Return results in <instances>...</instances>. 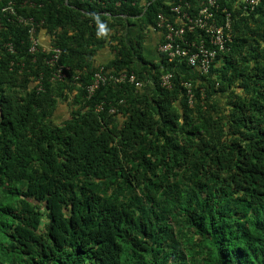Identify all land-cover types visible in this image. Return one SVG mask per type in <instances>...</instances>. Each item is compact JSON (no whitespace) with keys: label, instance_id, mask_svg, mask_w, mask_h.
Segmentation results:
<instances>
[{"label":"trees","instance_id":"1","mask_svg":"<svg viewBox=\"0 0 264 264\" xmlns=\"http://www.w3.org/2000/svg\"><path fill=\"white\" fill-rule=\"evenodd\" d=\"M205 1L41 0L28 13L71 70L61 84L44 76L41 91L43 55L32 63L26 31L0 22V264H264V1L233 12L232 41L206 77L170 70L164 89L140 54L166 3L193 13ZM106 46V70L143 80L155 69L152 87L107 84L87 99Z\"/></svg>","mask_w":264,"mask_h":264},{"label":"built area","instance_id":"2","mask_svg":"<svg viewBox=\"0 0 264 264\" xmlns=\"http://www.w3.org/2000/svg\"><path fill=\"white\" fill-rule=\"evenodd\" d=\"M89 4H98L102 8L109 0H82ZM264 0H207L198 9H193L188 3H178L169 5L168 15L158 13L155 16L153 25L147 30L158 32L162 35L161 41L156 47V52L165 62L166 70L159 76V85L164 89L171 86L172 73L177 71L183 76L187 75L179 71V68L190 70L193 78L208 76L210 69L216 66V60L220 54L228 50L227 46L232 41L233 12L236 11L242 16L253 13ZM116 4L115 7H118ZM42 7L41 0H5V4L0 7V22L13 24L26 31L28 47L27 53L34 63L37 55L41 58V70L37 78L32 83V88L41 91V81L47 76L49 83H64L71 70L66 65L60 63L61 50L51 44L55 34L47 33L43 30L44 21L31 16L29 11H38ZM1 28V23H0ZM41 33H44L48 43H42ZM8 53H13L14 48L11 43L1 45ZM72 79L79 80V71H74ZM214 90L218 87L215 79H212ZM113 84L132 86L136 91L145 89L144 81L138 79L134 72L120 71L112 73L98 66L92 74L90 83L84 88L86 98L89 99L100 87ZM152 85V83H151ZM181 86L185 90L188 105L193 103L192 82L181 81ZM152 87V86H151ZM103 104L95 107L102 109ZM113 108L109 113H113Z\"/></svg>","mask_w":264,"mask_h":264},{"label":"crops","instance_id":"3","mask_svg":"<svg viewBox=\"0 0 264 264\" xmlns=\"http://www.w3.org/2000/svg\"><path fill=\"white\" fill-rule=\"evenodd\" d=\"M134 24L135 23H132L130 27L127 26L126 31H125V34H127V38L129 41H133L135 38H137L139 34V30L136 27H134L135 26ZM40 37H41L40 40L42 41V43L43 42L48 43V39L44 33H41ZM161 39H162V35L160 33L152 32L150 30H145L140 40V43H141L140 54L143 60H145V62L148 64L146 67L148 68L149 66H151L150 64H152L155 67V69H157V71H159L160 73L166 70V67L163 66V64H161V58L156 52V47L158 43L161 41ZM113 56H114V53L110 50L108 46H106L95 52V54L91 58L92 64L94 68L98 66H105L113 59ZM138 69H142V68H138ZM155 69L154 71H149V74L144 73V76H143L144 79L141 80V81H144L145 85L147 86L149 85V88L151 87L150 78L156 75ZM178 70L182 71V73L184 74H192L190 70H188L187 72L185 69H182V68H179Z\"/></svg>","mask_w":264,"mask_h":264},{"label":"rangeland","instance_id":"4","mask_svg":"<svg viewBox=\"0 0 264 264\" xmlns=\"http://www.w3.org/2000/svg\"><path fill=\"white\" fill-rule=\"evenodd\" d=\"M68 111L66 106L63 105L62 107H60L58 114L54 117L53 119V124H57V122L62 121L65 117L66 114H68Z\"/></svg>","mask_w":264,"mask_h":264}]
</instances>
